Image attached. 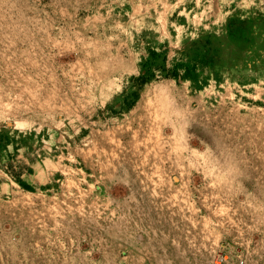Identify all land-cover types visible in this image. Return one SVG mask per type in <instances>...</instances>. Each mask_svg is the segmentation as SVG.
I'll use <instances>...</instances> for the list:
<instances>
[{
	"label": "rangeland",
	"instance_id": "1",
	"mask_svg": "<svg viewBox=\"0 0 264 264\" xmlns=\"http://www.w3.org/2000/svg\"><path fill=\"white\" fill-rule=\"evenodd\" d=\"M151 49L165 51L170 72L191 67L190 78L140 81ZM188 103L209 111L198 109L203 124ZM128 140H187L208 157L249 160L239 184L254 194L250 226L226 212L222 239H251L250 264H264V195L253 181L264 174V0H0V264H189L142 261L158 246L131 239L107 249L106 222L153 215L124 209L121 183L111 197L104 186L76 190L80 171L99 179L106 143ZM87 201L94 230L77 249L59 244L53 209L81 218Z\"/></svg>",
	"mask_w": 264,
	"mask_h": 264
},
{
	"label": "built area",
	"instance_id": "2",
	"mask_svg": "<svg viewBox=\"0 0 264 264\" xmlns=\"http://www.w3.org/2000/svg\"><path fill=\"white\" fill-rule=\"evenodd\" d=\"M186 109L193 124H203V116L197 119L198 109L209 112L204 110V106L191 109L190 103ZM102 149L104 159L95 160L99 179L94 181V173L80 171L82 177L76 178L79 195L94 196L96 190H102L104 186L106 195L111 197L117 195L116 187L121 183L125 191L118 197L126 198L128 203L124 209L138 215L146 214L145 211L153 215L145 222L122 218L117 219L119 223L106 222L103 241L107 249L111 241L123 247L130 245L131 239L137 243L135 246H158L156 251L146 253V257H139L142 261L160 262L179 258L189 264L251 263V239H232L230 243L222 239L226 212L232 215L234 224L241 222L247 229L250 226L249 220H252V212L255 211L251 200L254 194L247 190L240 192L243 187L239 184L242 180L239 172L245 170L243 167L251 166L249 160H224L216 152H210L211 157H208L202 147L187 140L173 143L139 140L109 142ZM94 166L93 160L92 172L95 171ZM225 169L229 173L224 174L227 172ZM230 171L239 174H230ZM253 181L264 195V174L255 175ZM66 193L73 196L71 190L62 191L63 196ZM221 198H229L231 202L224 204L219 200ZM146 199L150 200L147 207L141 205V201ZM91 206L92 203L87 201L81 218L76 216L79 214L76 208L68 209V215H62L63 209H53L58 219L56 236L62 240L59 244L63 242L71 249H77L84 242L81 236L88 233V228L89 231L91 228L94 230ZM121 208L119 201L118 209L124 212ZM110 212H115V209ZM42 227L46 229L43 222ZM231 245L239 249L235 256Z\"/></svg>",
	"mask_w": 264,
	"mask_h": 264
},
{
	"label": "trees",
	"instance_id": "3",
	"mask_svg": "<svg viewBox=\"0 0 264 264\" xmlns=\"http://www.w3.org/2000/svg\"><path fill=\"white\" fill-rule=\"evenodd\" d=\"M179 67L183 68L182 73H180ZM142 71L143 75L140 76V81L142 82H148L151 79L155 78L157 75V72L159 74H163L165 76H182L185 79L190 78V73H191V67L187 65H180L179 63L174 66L173 69H170L166 65V56H165V51H157L155 49H151L149 51L148 57H145L142 60ZM13 177L17 182L20 184H23L25 187H30L32 186L31 183L27 182L26 180L20 178L16 172L11 171Z\"/></svg>",
	"mask_w": 264,
	"mask_h": 264
}]
</instances>
